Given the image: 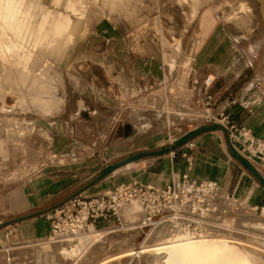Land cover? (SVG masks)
<instances>
[{"label": "rangeland", "instance_id": "obj_1", "mask_svg": "<svg viewBox=\"0 0 264 264\" xmlns=\"http://www.w3.org/2000/svg\"><path fill=\"white\" fill-rule=\"evenodd\" d=\"M8 1H19L17 19H22L28 32L22 38L26 54L16 56L20 48L8 46L7 60L0 59V264H75L85 249L78 264H100L115 255L113 250L92 254L97 244L88 248L90 242L80 250L75 246L63 252V246L48 242L52 233L47 217L73 197L84 201L96 196L103 182L114 187L134 178L151 163L159 166L172 151L175 159H181L185 147L179 148L193 143L197 136L186 139L185 133L204 127L215 126L214 132H223L234 151L232 159L264 188V128L256 133L248 129L247 139L242 135L237 138L243 130V119L264 110V15L260 14V5L258 27L236 29L232 20L239 11L231 16L228 13L242 0ZM102 20L114 26L125 40L147 45L148 54L159 60L163 54L172 69L168 71L163 63L166 81L151 89L168 86V96L162 90L153 101L131 106L119 117L116 130L117 123L110 118L116 117L115 110L96 104L90 113L94 103L88 79H102L106 85L95 91H117L122 85L116 79L121 67L103 64L108 56L106 45L94 32ZM0 45L5 47L1 36ZM83 107L86 112L79 114ZM233 108L245 113L237 120L229 115ZM144 118L151 126L137 130L139 134L134 128L125 129ZM80 119L85 125L76 132ZM61 128L66 135L63 140L71 144H61ZM184 139L182 145L170 149ZM162 149L168 152L158 153ZM136 155L139 157L127 162L133 163L129 169L122 168L124 164L104 173ZM57 175L69 176L71 185L61 195L48 199L41 189L49 186L51 179L47 178ZM222 197L227 195L223 193ZM235 201L240 205L239 214L256 218L254 224L244 220L239 226L231 225L238 230L236 234L220 231L211 236L219 238L222 234L228 239L219 244L225 257L264 264V209L260 210L264 205L254 208L257 204L247 206L233 198ZM20 202L25 204L23 208L18 207ZM227 209L234 212L230 206ZM228 212L223 213V220L235 217ZM120 213L123 221L130 222ZM35 223L46 226L45 235L17 241L16 234ZM100 223L97 230L116 228L113 220L104 227ZM135 231L138 233L132 245L139 249L150 232ZM129 234L114 231L97 243L107 237H114L112 242L121 241ZM141 264L149 263L144 260Z\"/></svg>", "mask_w": 264, "mask_h": 264}, {"label": "crops", "instance_id": "obj_2", "mask_svg": "<svg viewBox=\"0 0 264 264\" xmlns=\"http://www.w3.org/2000/svg\"><path fill=\"white\" fill-rule=\"evenodd\" d=\"M94 32L96 39L106 45L108 56L103 64L108 65V67H112L113 64L121 67L122 71L118 73L116 79H120L122 85L119 86L120 88H118L117 91L110 90V88L109 91H95V88H100V85H106L103 83L102 79H99V81L102 82L88 79L87 83L91 86L94 103L90 113L95 111L96 104L104 108L115 110L117 112V114L115 113L116 117L112 116L110 118H113L114 123H117L114 126L116 130L120 125L119 117L124 111L131 108V106L141 105L143 103L147 104L149 101H153L154 95L162 90L165 92L164 95L168 96V86L161 89H151L153 88L152 86L166 81L167 75L163 72L164 64L167 66L168 71L171 72L172 69L169 67V63L165 62L163 54L160 60L157 56L148 54L145 52V49L148 48L147 45L142 47L135 41L125 40L120 32L107 21L102 20L99 22L95 26ZM200 43L202 44L203 42L200 40ZM209 47L212 48L213 45L211 44ZM78 48L74 52L75 55ZM232 103H235V101ZM85 112L86 110L84 107L79 109V114ZM244 113L245 110L240 111L238 108H233L229 115L232 114V117L238 120ZM245 118L246 119H243V123L241 122L243 130L237 138L242 135V139H247L248 129L256 133L264 128V110H257V112L251 114L250 117L247 116ZM77 123L79 125L76 124L75 126L76 132L78 129L82 130L85 125L83 119H80ZM127 124H130V122L127 121ZM122 126L124 127V124ZM126 128L132 129L134 127L130 124L126 125L125 129ZM134 130L139 134L137 129L134 128ZM64 137L66 138V135L61 128V135L59 136L61 144H71L69 141L63 140ZM122 138L123 136L118 137V140ZM192 141L194 147L187 152L190 157V167H188L187 161L184 158L175 159V156L173 158L168 156L167 160L162 161L159 166L151 163L146 169L142 170L141 173L134 178H129L127 181L135 180L142 184L163 186L165 185V181L178 179L184 173H187L189 178L196 182H216L220 188L221 194L226 193L233 198L241 200L247 205L257 204L255 207L264 205L262 204L264 201V188L246 173L247 171L241 167L239 162L232 159L231 155H233L234 151L227 138L223 135V132L222 134L214 132L213 130L201 132ZM138 177L139 180H136ZM47 179H51L48 182L49 186L43 187L41 191L47 195L48 199L61 195L71 185L69 184L70 180H68L69 176L66 175L52 176ZM110 188H112V186L103 182L100 188L101 190L95 193L97 194ZM24 205L20 202L18 207L23 208ZM262 207L264 208V206ZM99 223L104 227L107 222L99 221L98 226ZM45 228V225L36 223L28 228L24 226V228L19 231V234H16V239L17 241L24 239L32 241L37 238H42L46 233Z\"/></svg>", "mask_w": 264, "mask_h": 264}, {"label": "bare ground", "instance_id": "obj_3", "mask_svg": "<svg viewBox=\"0 0 264 264\" xmlns=\"http://www.w3.org/2000/svg\"><path fill=\"white\" fill-rule=\"evenodd\" d=\"M260 1L261 2H257L255 0H249L246 3H244V0H242L239 5L235 4L232 8H230V13H228L229 16H231V14L234 11H239L238 17L232 20L234 28L236 27V29L237 28L240 29L244 27L246 28L258 27V24L262 18L258 14L259 5L261 8L260 14L264 15V4H263L264 0H260ZM18 2L19 1L15 3L14 1L0 0V36L2 37L3 43L5 45L4 47L5 49L0 45V59L1 61L4 62L7 60L6 59L8 54L7 50L9 49L8 46L16 45L18 48H20L21 51L15 54L16 56H19L20 54H22V52H24L23 48L25 45H24V40L22 38L24 35L26 36L28 30L24 27L23 23L21 22L22 19L21 20H19V18L17 19V10L20 6ZM262 19H264V17ZM8 69L6 68V70ZM20 73L21 72H19V74ZM10 74L12 75V73ZM20 75H22V73ZM210 86H206V87H210ZM146 120L148 119L144 118L140 122L137 121V123H134L133 127L138 131L142 130L143 128L149 127L150 121L149 120L146 121ZM188 134L189 132L185 133L184 136H187ZM174 142L175 140H173L171 143L173 144ZM131 164L133 163H126L122 168L127 170L131 167ZM122 168H119L118 170H121ZM232 200L233 197L227 195L226 198L218 197L214 201V207H215L214 209L219 212L227 213L229 211L227 209V206L228 207L230 206L234 210V212L229 211L228 213H234L235 217L228 219L225 218L221 223L220 228L214 229L212 231H208L207 233L205 232V233L194 234L186 229L180 228L179 225L174 221H164L146 235V238L140 244L139 249L135 248L132 245L134 234L138 233V231L134 230L135 231L134 232L133 230H117L115 228L97 230L92 226L89 227L88 232L79 234L75 237V239L66 242L63 241L64 239L63 240L60 239L61 237L59 236L60 234H63V230H66L67 227H69L68 225L66 226L64 224L61 227V229L63 230H60L59 234L57 233H55V235L52 234L48 242H51V244L56 245L57 247L63 246L64 247L62 248L63 250L60 249L63 252H65L66 250L70 251V249L75 246L80 250L83 245H86L89 242L90 243L88 245V248L97 244L92 254H95L96 251L98 250L101 253L107 250H113L115 252V255H112L106 258L105 260L100 261L99 262L100 264H110L111 262L115 264H141L142 261L144 260H148L149 264H250L247 260L241 261V260H237L235 257H231V256L225 257L223 255V250L219 249V244L226 243L228 239L221 233H219V235L221 234L222 237L218 236L219 238H214L211 236V235H215L216 232L218 233L220 231L236 234L238 230L232 228L231 226L232 224L239 226L241 221L244 220H247L248 224L250 223L254 224V222L256 221V218H248V216L246 215L239 214L238 212L240 211V205L239 206L237 205V201H235L236 203H233ZM263 209L261 211H263ZM121 212L125 220H128L130 222L136 221L140 215L139 201L138 200L131 201L129 204L125 205L122 208ZM85 214H86L85 211H81L82 217H85ZM258 216H260V214ZM103 231H105L106 233H102ZM114 231L131 233V234H129L130 236L128 237L125 235L126 238L125 239L122 238L123 240L121 241L116 240L112 242L114 237H107L104 239V241L97 243L102 238H104V236L112 234L114 233ZM163 240L166 241L162 242ZM86 252L87 249L81 251V253L76 257L75 264H78V262L82 259L81 258L79 260V258L84 254H86ZM246 255H247L246 257L249 256L248 254ZM249 257L251 258V256Z\"/></svg>", "mask_w": 264, "mask_h": 264}, {"label": "built area", "instance_id": "obj_4", "mask_svg": "<svg viewBox=\"0 0 264 264\" xmlns=\"http://www.w3.org/2000/svg\"><path fill=\"white\" fill-rule=\"evenodd\" d=\"M227 118L228 116L224 117L222 121ZM233 128L234 126H230V129ZM183 147L185 151L181 153V157L190 167L187 152L194 144L187 142L179 150ZM174 152L170 154L172 158L175 156ZM222 196L216 182H196L187 173L178 179L165 181L163 186L130 180L97 193L89 200L82 201L78 196L73 197L57 207L47 219L51 222L53 235L59 234L64 224L69 226L59 235L66 242L88 232L91 226L97 229L99 221L111 220L116 223L117 230L151 232L164 221H174L180 228L194 234L207 233L220 228L223 222L224 214L214 209L215 199ZM133 200L140 203V215L134 222H125L120 212ZM81 211H85V217H82Z\"/></svg>", "mask_w": 264, "mask_h": 264}, {"label": "water", "instance_id": "obj_5", "mask_svg": "<svg viewBox=\"0 0 264 264\" xmlns=\"http://www.w3.org/2000/svg\"><path fill=\"white\" fill-rule=\"evenodd\" d=\"M214 127H215V126L204 127V128H202L201 130H198V131L193 132L192 134H188L187 137H186V139H187L188 137H190V136L198 135V134H196V133H200V132H205V131L212 130V128H214ZM186 139H184L181 143H177V144H175V146L170 147V149L173 150V149H175V147H177L178 145H182V144L186 141ZM172 148H173V149H172ZM167 152H168L167 149H162V150H161L160 152H158V153H167ZM156 154H157V153H156ZM138 157H139V155H136V156H133V157H131V158H128V159H126V160H124V161H122V162H120V163H118V164H116V165H114V166H111V168H110L108 171L104 172V173H107V172H109V171H112L113 169H115V168H117V167H119V166H121V165H124V164H126L127 162H129L130 160L136 159V158H138ZM254 174L257 175L255 172H254Z\"/></svg>", "mask_w": 264, "mask_h": 264}]
</instances>
